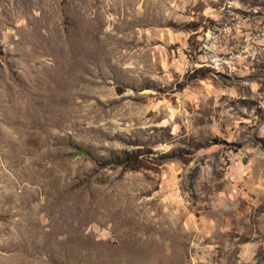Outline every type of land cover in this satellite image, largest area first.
I'll list each match as a JSON object with an SVG mask.
<instances>
[{"label":"rangeland","instance_id":"obj_1","mask_svg":"<svg viewBox=\"0 0 264 264\" xmlns=\"http://www.w3.org/2000/svg\"><path fill=\"white\" fill-rule=\"evenodd\" d=\"M0 264H264V0H0Z\"/></svg>","mask_w":264,"mask_h":264},{"label":"trees","instance_id":"obj_2","mask_svg":"<svg viewBox=\"0 0 264 264\" xmlns=\"http://www.w3.org/2000/svg\"><path fill=\"white\" fill-rule=\"evenodd\" d=\"M75 152L78 154L86 153L85 150L80 149V148H78V150ZM150 155H151L150 153H147L146 159L152 158V156ZM120 159H123V161H125L126 163H130V164L138 163L139 161H141L138 155H133L131 153H127L123 158H120ZM110 162H114V161L110 160Z\"/></svg>","mask_w":264,"mask_h":264},{"label":"built area","instance_id":"obj_3","mask_svg":"<svg viewBox=\"0 0 264 264\" xmlns=\"http://www.w3.org/2000/svg\"><path fill=\"white\" fill-rule=\"evenodd\" d=\"M188 47H189L188 45H180V46H177V49L175 50V53L179 55L180 60L186 65L187 67L186 70L191 69V66H192V64L187 59V56L191 55V54L187 55ZM183 58H186V60H183Z\"/></svg>","mask_w":264,"mask_h":264}]
</instances>
